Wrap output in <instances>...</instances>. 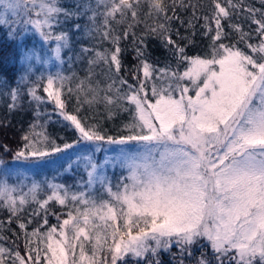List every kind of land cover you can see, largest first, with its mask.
Segmentation results:
<instances>
[{"label":"snow or ice","instance_id":"1","mask_svg":"<svg viewBox=\"0 0 264 264\" xmlns=\"http://www.w3.org/2000/svg\"><path fill=\"white\" fill-rule=\"evenodd\" d=\"M258 3L210 0L205 13L200 0H76L71 9L63 0H0V26L8 28L9 37L17 30H34L45 45L55 44L50 51L59 63L62 51L70 48L63 27L69 21L85 18V35L111 44L103 51L81 49L94 54L88 74L75 88L67 87L76 95L74 112L66 111L61 98L72 77L56 73L46 78L43 92L78 134L74 142L57 144L44 125L34 122L15 151L0 144V210L8 214L7 221H0V241L9 239L4 231L16 238L13 247L0 245V264H162L161 252L170 255V264H186L195 247L200 250L196 264H264V0ZM179 12L190 15L185 21ZM173 21L190 34L182 36ZM200 21L208 50L189 56L186 47L194 43ZM140 23L145 31L138 37L132 29ZM113 24L126 25L123 33ZM81 28L79 22L72 24L74 31ZM149 33L172 52L176 69L156 68L147 61ZM130 34L139 61L132 70L135 85L120 75L125 51L120 42ZM23 58L40 60L32 50ZM100 64L107 68L104 87L92 82V66ZM9 95L10 113L17 108L19 89ZM28 95L44 102L36 86ZM84 104L90 110L102 104L109 120L128 113L119 129L123 134L108 135L99 123L79 117ZM81 144L87 150L67 168L83 165L88 191L73 192L50 181L8 182L11 169L3 159L8 153L17 163H55L58 154ZM104 145L119 146L118 155L97 161V153L108 152ZM117 164L127 175L113 185L103 170ZM44 184L48 192L41 199ZM97 184L99 197L91 191ZM52 202L66 209V218L57 215V225L48 224ZM30 205L35 207L29 217L43 212L42 224L31 232L32 220L23 219ZM12 223L19 232L5 228ZM21 235L24 254L16 243ZM174 247L177 252L171 251Z\"/></svg>","mask_w":264,"mask_h":264},{"label":"trees","instance_id":"2","mask_svg":"<svg viewBox=\"0 0 264 264\" xmlns=\"http://www.w3.org/2000/svg\"><path fill=\"white\" fill-rule=\"evenodd\" d=\"M83 2L84 0H81V3ZM75 3L76 0H63V6L69 9L74 8ZM200 3L204 5L202 11L207 13L210 10V0H200ZM246 3L253 4L256 7L260 6L258 0H246ZM179 15L186 21L190 13L179 12ZM143 19L144 12L142 11L141 20ZM76 22H79L82 25L80 31L72 30V24ZM147 22L151 24L153 21L149 19ZM233 22H237L236 18H233ZM239 22L244 23L245 29H247L246 22L242 20ZM85 23L86 19L81 18L79 21H69L63 26L64 30L68 31L69 33L70 42V48L64 49L61 53L63 63H56L50 69H46L43 65L37 66V68L34 66L35 68L33 67V70L29 67L32 72H26V68L19 65V61H22L23 59V54L30 50L29 44L33 42L32 37H26L22 41L21 35H23V32L17 30L14 36L10 38L8 34V28L6 26H0V73L6 78L0 82V121H7L6 126H0V144H6L9 148L15 151L18 147L23 145L24 142L21 140V137L24 133L29 131L31 124L34 122L44 125V130L46 131L47 135L51 139L55 140L57 144L62 145L64 142H74L78 134L75 132L74 128L69 126L68 122L64 121L63 118L58 115L59 112L55 109L54 102L51 101L50 105H44V108L41 111H37L34 106V101H32V99H30V95H28V90L33 86H36V92L38 95L46 97L47 94L43 92V87L47 84V76L60 73L61 75L72 77V80L65 84L61 98L66 102V111H75V108L77 107L76 95L69 94L67 92V87L72 86L75 88L77 81L82 76H86L88 74V70L86 69V67L89 66L88 59L94 54L92 52L83 53L81 49L95 48V50L103 51L104 48H111V44L108 41L101 42L98 37L93 39L92 37L85 35L83 30V25ZM201 23H203V21H200L196 26V35L193 37L194 43L188 44L186 47V52L189 56H203L208 50L209 38L201 35V32L203 31L200 28ZM227 23V21H224L226 32L230 31V29L227 27ZM113 27L122 34L126 25L113 24ZM172 27L174 29H179L182 36L190 34V30L186 31L185 27H181L177 21L172 22ZM132 31H134L138 37L142 36L145 31L144 23L136 24ZM93 36H95V34H93ZM172 38L177 39L175 34H173ZM233 39H235V35H233ZM120 43L121 47L125 49V51L122 53L123 68L120 75L127 79L129 83L135 85L136 81L133 79L132 70L138 65L139 61L136 58L135 47L133 46L131 34L129 35L128 39H122ZM178 43L184 45L186 42L183 40H178ZM145 44L147 46L145 58L150 64L156 68H164L165 66L170 65L173 69H176V60L174 59L172 52L169 51V49L166 48L158 38L149 33L145 40ZM41 52L42 50H38V53ZM77 53H79V55ZM100 66L102 73L107 72L105 65L100 64ZM183 68L184 65L182 64L180 66V71H183ZM102 73L101 75L104 77ZM140 75L142 77L143 74L141 73ZM23 76H27V80H22L21 77ZM108 82L109 81L104 77V80H102L100 84L102 87H104ZM53 87L55 88L57 85L54 84ZM16 89H19L17 108L9 113L8 105L12 103L9 92ZM98 109L101 113H105L104 107L102 105H100ZM86 110L87 113H90L87 106ZM83 111L84 106L77 114L81 118H83ZM36 112L40 113L38 119L36 117ZM128 119V113H123V117L120 119L118 117L112 119V124L125 123L128 121ZM39 130L40 129L38 128L37 131ZM121 134L123 133H117L113 136H118ZM77 147H79V145ZM59 155L61 154H58V156ZM3 159L6 163L11 162L12 153H8L7 155L3 156ZM28 164L30 166L40 164H42V166L45 165V163ZM62 166L63 164L61 167ZM80 169H82V166H79L77 169L76 164H73L69 173H63L62 182L69 185L74 183V181H77V177L81 172ZM55 174L56 173L50 171L49 169H47L45 172L37 171L35 175L34 173L32 174L33 178H31L30 181L32 182L35 180L41 182L42 184L47 181L51 182L50 176ZM72 185L67 186L71 191L72 189L70 187H72ZM44 188L45 190L40 193L41 199H43L48 192L46 184H44ZM33 207H35V205H30L23 213V219L25 221L28 219L32 220V223L28 225L27 230L29 232H31L33 228L39 224H42L43 222V212H41V215L38 217H29L28 213ZM49 208L51 210L48 214L49 225L58 224L56 219L57 215H61L62 219L66 218V216L63 215V213L66 212V209L61 208V206L55 202L50 203ZM7 218L8 214L3 210L0 214V221H7ZM8 227L16 232L20 231L16 223H12L11 225L5 224V228L7 229ZM47 227V225L44 226L41 231L46 230ZM3 234L9 239L7 241H0V245L13 247L14 245L12 244V241L16 238L12 235V232L4 231ZM16 243L20 245V251L22 254H24L22 235L20 240L16 241ZM162 262L166 261L162 259Z\"/></svg>","mask_w":264,"mask_h":264},{"label":"rangeland","instance_id":"3","mask_svg":"<svg viewBox=\"0 0 264 264\" xmlns=\"http://www.w3.org/2000/svg\"><path fill=\"white\" fill-rule=\"evenodd\" d=\"M26 37H32L33 42L29 44V48H30V50L35 51L40 56L39 62H37L35 60L27 61L24 58L22 59V61H19V65L25 67L27 70L26 72H29V67L33 70L35 67L37 68V66L43 65L46 69H50L54 64L59 63L54 59L53 54L50 51V48L55 47L54 43L49 44V45H45L43 43V41L41 40V38L39 37V35L35 34L34 30H32V29H29V31L27 33H23V35H21L22 41ZM38 50H42V52L38 53ZM77 54L79 55V53H77ZM92 67H93V71L95 73V75L93 76L92 82L95 83L96 81H99V83H100L102 80H104V77L101 75V73H102L101 66L95 65ZM86 69L89 70V66H87ZM32 70L30 72H32ZM50 73H51V70H50ZM84 77L85 76H82L80 79H83ZM5 79L6 78L4 77V75H2L0 73V82H2ZM37 95H38V93H37ZM43 98H44V102L38 104L30 96V99H32V101H34V106H35L37 111H41L44 108V105H47V104L50 105L51 104V101L48 100L47 95H46V97H43ZM81 99H83V97H81ZM83 106H84V111L82 112V116H83V118L87 117L89 123H99L101 126V129L106 130L107 133L110 135H116L117 133H121L119 131V129L122 127L123 123L112 124V120L107 119V115L105 113H101L99 111L98 107L100 105L96 106L95 108H92L91 110L87 104H84ZM86 106L89 108L90 113H87ZM56 110L59 112L58 109H56ZM117 117L120 119L121 117H123V113H121ZM104 147L108 149V152L97 153L96 157H95L97 159V161H102L106 157H116L118 155V147L119 146L104 145ZM126 147H129V149L132 150L131 145L126 146ZM86 150H87L86 147L83 144H81L76 149L70 150L66 154L59 155L56 158L55 163H45L44 166H42V164L30 166L28 163H17V162H13V161L8 162L5 165V166L10 167V169H11L10 175L8 177V182L10 184H16L22 180L25 185H30L32 183L30 181V179L33 178V175H32L33 173L35 175L37 171L45 172L47 169H49L50 171L56 173L55 175L50 176L52 183L62 184L65 187L73 184L72 187H70V188L74 192L79 191V190L88 191V188L86 185L87 174L84 171L82 164L79 165V166H82V169H80L81 172L79 173V175L77 177V181H74V183L69 184V185L62 182L63 173H69L71 171V168L70 169L67 168L68 163L71 162V160H75L80 153H82ZM62 164L64 167H61ZM79 166L76 165V168L78 169ZM103 171H104V174L107 177H109V179L111 180L113 185H115L117 183V181L119 180V178L121 176L127 175V171L125 169L121 168L118 164L115 167H113L112 165H109ZM80 185H84V187L81 188ZM23 190L27 191V187H25ZM91 191L94 194H96L97 196H99V194H100L99 184L95 185ZM2 211L3 210H0V214ZM171 251L177 252V249L174 247L173 249H171ZM207 251H208V254L210 256L211 255L210 249H208ZM193 253H194L192 256L193 260L191 257H188L186 259V264H196L197 258L200 256L199 248L195 247L193 249ZM160 257L166 261V262H162V264H170L171 257L168 253L161 252ZM129 264H133V261L129 260Z\"/></svg>","mask_w":264,"mask_h":264}]
</instances>
